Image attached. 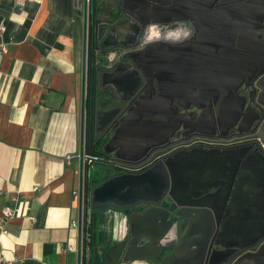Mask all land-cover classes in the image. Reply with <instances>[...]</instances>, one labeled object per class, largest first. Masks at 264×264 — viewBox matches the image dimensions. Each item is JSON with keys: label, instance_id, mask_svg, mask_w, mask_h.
I'll return each mask as SVG.
<instances>
[{"label": "flooded vegetation", "instance_id": "af4514ba", "mask_svg": "<svg viewBox=\"0 0 264 264\" xmlns=\"http://www.w3.org/2000/svg\"><path fill=\"white\" fill-rule=\"evenodd\" d=\"M98 16H101V21L96 20ZM178 20L188 22L193 28L191 39L184 45L143 47L145 26L148 23L155 21L174 27L173 22ZM129 28L133 34L125 35L122 30ZM87 30L90 54L88 66L90 58L93 64L91 77L97 71L107 73L121 70L119 76L108 74L107 77L115 86L117 95L125 98L124 104H119L118 100L113 102L116 105L115 119L108 125L102 111L109 107L106 104L109 99L100 98L98 110L102 120L97 126L91 123L89 142H96L99 138V146H106L113 133L119 131L128 118L136 113H156L150 118L152 123L144 126L155 125L158 133L157 137L150 139L153 147L135 164L134 161L122 162L114 158L115 154L129 160L138 156L137 151L130 148V134L125 140L115 141L109 155L101 153L95 157L96 160L87 169V177L100 184L124 173L134 175L157 170L166 176L169 186L162 198L151 197L156 202L148 201L131 209L107 207L93 210L101 213L111 209L127 216L130 211L142 212L156 207L158 210L155 212L167 214L173 221L171 231L163 240L158 256L144 264H170L165 260L178 249L190 229L189 220L182 227L186 218L210 214L223 216L228 212L225 203H229V197L241 194L235 187L244 181L240 176L245 171L242 172L240 168L228 198H224V186L228 181L224 175L229 169L224 154L243 150L246 152L244 162L248 160L250 163L249 169L254 173L261 171L259 160L264 161V143L258 135L264 123V108L258 103L260 90L257 84L264 78V0H176L173 17L143 10L139 0H110L108 4L92 5ZM229 50L234 54L250 56V66H245L237 57H229ZM129 56L133 57V61L129 60ZM231 65L235 66L236 71L233 83L239 76L243 80L236 89V96L226 98L220 89L228 83L226 71ZM169 79L173 81L176 98L170 102L171 109L166 110L159 106L170 101L162 97ZM142 119L146 120L145 117ZM128 128L129 132L134 133L140 126L130 123ZM92 135L97 137L93 138ZM167 161L176 162L174 197L169 193L173 179L170 172H165L164 163ZM106 162L111 165H104ZM95 165L100 167L99 171ZM212 185L217 187L208 193L215 197H207V193L196 196ZM200 205L211 206L210 213L198 207ZM221 233L222 229L217 225L210 232H205L207 238L205 244L201 243L203 250L199 251L202 258L212 257L215 261L222 259L224 264H253L242 257L244 253L258 249L264 239L252 248L244 247L248 242L238 239L236 244L239 247L230 250L216 245ZM210 236L214 239L209 240ZM127 238L128 233L115 241L111 238L105 253ZM202 258L197 262L192 259L181 264H201Z\"/></svg>", "mask_w": 264, "mask_h": 264}, {"label": "crops", "instance_id": "0c3cea01", "mask_svg": "<svg viewBox=\"0 0 264 264\" xmlns=\"http://www.w3.org/2000/svg\"><path fill=\"white\" fill-rule=\"evenodd\" d=\"M92 1L0 3V43L8 45L0 59V225L1 209L15 210L4 223L7 233L0 230L3 264H79L78 252L67 247L78 243L72 222L86 197L80 169L103 147L85 138ZM124 218L108 209L94 225L100 233L109 227L115 241ZM108 248L89 247L90 264H104Z\"/></svg>", "mask_w": 264, "mask_h": 264}, {"label": "water", "instance_id": "95a60500", "mask_svg": "<svg viewBox=\"0 0 264 264\" xmlns=\"http://www.w3.org/2000/svg\"><path fill=\"white\" fill-rule=\"evenodd\" d=\"M110 0H93V4L100 5V3L108 4ZM142 3L143 10H151L155 13H161L162 15L168 14L173 17L174 9L176 10V0H139ZM185 18V17H182ZM101 21V16H98L96 20ZM124 46V45H123ZM126 47H130L126 45ZM229 57L235 59L236 57L243 61L244 65L250 66L251 57L241 56L234 54L229 50ZM133 57L129 56V60L133 61ZM236 58V59H237ZM125 68V65H123ZM91 58L89 60L88 66V95H86L85 110H86V124H85V138L86 142H89V129L91 123L97 126L101 122V112L99 109L100 98H108L107 106L104 108V116L106 119V124H111L115 119V112L113 102L118 100L119 104L125 103V98L117 95V90L113 87V83L108 79V74H116L119 76L121 70H113L112 72L102 73L97 71L91 77ZM247 68V67H246ZM227 74L229 77L228 83L222 85L221 94L226 98H233L236 96V89L241 84L243 78L239 76L236 83L233 76L235 75V66L231 65L227 69ZM229 72V73H228ZM235 77V76H234ZM173 81L169 79L166 83L165 90L162 92L163 98H168L170 101L159 107L162 109H171V100L176 98V91L173 88ZM260 92L258 96V103L264 108V78L260 80L257 84ZM215 87H213V91ZM92 94V95H91ZM92 97H91V96ZM216 95V93H214ZM105 104V105H106ZM153 107H157L156 104H151ZM151 114H133L128 118V121L119 129L115 131L113 136L106 143V146L102 149V154L109 155L111 150L114 148L115 141L119 139H128L131 142V147L137 151L138 156L134 159H125L114 155L115 159H119L122 162H138L140 159L146 156L149 149L153 147L150 139L157 137V126L153 125L151 127L144 126L152 123L150 121ZM145 117L146 120L142 118ZM234 121V120H233ZM129 123V124H127ZM139 125L134 133L129 132L128 125ZM154 127V128H153ZM260 130L258 138L264 143V123ZM95 135H98L95 134ZM93 138L97 136L92 135ZM96 143H99V138ZM246 152L234 151L226 152L224 154L225 162L229 169L224 175L228 179L224 186V198H228L230 190L233 188L234 179L236 172L241 168V171H245V174L240 176L244 181L238 186L241 194L237 197H229V203H225L227 206V211L223 216H214L210 214L205 217L195 215L191 219H185V224L188 222V228H190L184 237V241L175 250L172 255H170L165 262L166 263H176L181 264L188 262L192 259L197 260L202 258V254L199 253L200 249L203 250L201 243L205 244V232L211 231V229L217 225L222 229L221 235H219V240H216V245L221 246L223 249H234L238 248L239 245L236 241L245 240L248 243L244 245L246 248H252L257 245L260 241L264 239V161L259 160L260 172L254 173L249 169V162H244V157ZM111 165L110 162L103 163ZM166 168L165 172H170L173 179L170 187V195L174 197L176 193V162L167 161L164 163ZM198 176V175H197ZM199 177V176H198ZM209 177V176H207ZM211 177V176H210ZM195 187H200V185H195ZM216 185H212L204 190L203 193H199L196 196H201L212 188L215 189ZM168 183L166 181V176L153 170L142 174H130L124 173L118 176L108 178L107 180L101 182L96 187L92 188L90 191V209L101 210L104 208L118 209L122 210L124 208L131 209L135 206H139L146 202H156L152 200L151 197L159 198L168 192ZM216 194V193H215ZM234 195V194H232ZM236 195V194H235ZM207 197H215L214 194H209ZM201 199V197H196ZM82 204L80 205L79 212L82 213ZM198 207L205 208L209 211L212 209L211 206L200 205ZM137 210V209H136ZM158 209L156 207H151L142 212L130 211V213L125 216L124 221L121 226L123 228V235L128 233V238L123 242L116 244L112 249H109L106 253L104 259V264H134L135 261H140L146 263L147 261L154 260L160 253L162 248L163 240L167 237L171 231L173 221L168 218L167 214H159L155 211ZM128 225V228H127ZM128 230H127V229ZM205 235V236H204ZM204 236V237H203ZM245 236V237H244ZM214 237L210 236L209 240ZM212 239V240H213ZM232 240V242L230 241ZM223 240H226L223 241ZM230 241L227 243V241ZM165 242V241H164ZM243 248V246H241ZM189 259V260H188ZM242 259L250 260L253 264H264V243L261 244L258 249L254 252L244 253ZM202 263L204 264H224L225 261L218 259L213 260L212 257L203 256Z\"/></svg>", "mask_w": 264, "mask_h": 264}, {"label": "built area", "instance_id": "2783aa9c", "mask_svg": "<svg viewBox=\"0 0 264 264\" xmlns=\"http://www.w3.org/2000/svg\"><path fill=\"white\" fill-rule=\"evenodd\" d=\"M3 0H0V3ZM5 31L4 27H0V34H2ZM8 45L4 43H0V59L2 56H4L8 52ZM86 50H87V66H88V59H89V53H88V40H87V45H86ZM96 160L95 157L91 156H86L85 159L82 161L81 169H80V174L83 180L87 179V169L90 167V165ZM83 186V185H82ZM83 190V187L81 188ZM86 197L81 198V204H82V213L79 215V218L77 221L72 222L73 227H78L79 228V238H78V243L75 246V249L72 247H67V251H72L75 250L79 254V264H90L89 262V253H88V235H87V224L89 222V215H90V206L86 204ZM1 214H2V223L0 225V230L2 234L7 233L6 230L4 229V223H6L8 220H10L12 217L15 215V210L12 207L9 206H4L1 209ZM32 219V218H30ZM123 232L122 235H120L121 239L123 237ZM0 264H3V261L0 259ZM8 264V263H6Z\"/></svg>", "mask_w": 264, "mask_h": 264}, {"label": "clouds", "instance_id": "9594fccd", "mask_svg": "<svg viewBox=\"0 0 264 264\" xmlns=\"http://www.w3.org/2000/svg\"><path fill=\"white\" fill-rule=\"evenodd\" d=\"M174 27L169 25H162L158 22H150L145 26L144 44L147 48L152 45L159 46L165 44L171 47H179L189 41L193 35V28L191 25L182 20L174 21ZM125 35H132L130 28L122 30ZM113 87H115L113 85Z\"/></svg>", "mask_w": 264, "mask_h": 264}, {"label": "rangeland", "instance_id": "374dc122", "mask_svg": "<svg viewBox=\"0 0 264 264\" xmlns=\"http://www.w3.org/2000/svg\"><path fill=\"white\" fill-rule=\"evenodd\" d=\"M96 167V169H97V171H99L100 170V167L99 166H97V165H95ZM94 184V183H93ZM98 185V183H96V184H94L93 185V187H91V188H94V187H96ZM99 213H96L95 214V218H96V216L98 215ZM108 229H106V230H104L102 233H100V231L98 230V226H97V222H96V224L94 225V226H92V230H93V233H94V239H93V242H92V233H90V248H91V246H92V248L94 249V250H96V249H98L101 245L102 246H105V247H107L108 246V244H107V242L108 241H110V239H111V230L109 229V227H107Z\"/></svg>", "mask_w": 264, "mask_h": 264}, {"label": "trees", "instance_id": "16d2710c", "mask_svg": "<svg viewBox=\"0 0 264 264\" xmlns=\"http://www.w3.org/2000/svg\"><path fill=\"white\" fill-rule=\"evenodd\" d=\"M96 183H99L98 181H94V180H90V178H87L85 179V185H86V201L89 206H90V191H91V187H93V185ZM95 212L93 209L90 210V215H89V222L87 224L88 228H87V235H88V248L90 247V240L92 239V242H93V239H94V233H93V230H92V226H94V216H95ZM90 233H92V238L90 239ZM92 248V246H91ZM91 257H89V262H91Z\"/></svg>", "mask_w": 264, "mask_h": 264}]
</instances>
